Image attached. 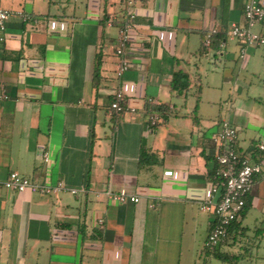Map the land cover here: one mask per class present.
Segmentation results:
<instances>
[{"label": "crops", "instance_id": "obj_1", "mask_svg": "<svg viewBox=\"0 0 264 264\" xmlns=\"http://www.w3.org/2000/svg\"><path fill=\"white\" fill-rule=\"evenodd\" d=\"M243 2L132 0L129 68L118 82L117 29L105 22L123 18V0H0L29 15L11 16L0 41L8 97L0 101V181L16 172L77 190L39 197L0 188V264H264V48L247 47L239 59L227 36L242 22ZM254 31L264 35V19ZM176 70L192 82L186 94L169 90ZM116 89L134 111L109 117ZM147 98L160 109L152 127ZM221 120L260 172L226 240L207 252L213 218L199 206ZM119 191L138 202L106 198Z\"/></svg>", "mask_w": 264, "mask_h": 264}, {"label": "built area", "instance_id": "obj_2", "mask_svg": "<svg viewBox=\"0 0 264 264\" xmlns=\"http://www.w3.org/2000/svg\"><path fill=\"white\" fill-rule=\"evenodd\" d=\"M125 14L123 18L110 17L106 20L107 27L116 26V38L114 56L117 64L114 69V77L119 82L122 75L128 70L129 64L126 54L129 48L128 33L135 26L133 24V14L129 11L132 0H123ZM11 16L19 18L20 22H26L29 15L23 12H11L0 8V41H3L6 23ZM242 22L240 24L231 23L228 27L227 36L239 43L238 58L242 59L247 47L264 48V35L254 31L255 26L264 19V7L261 0H244L241 11ZM215 30L207 32L202 40V46L208 48L210 40L215 34ZM3 86L0 85V101L7 100ZM147 105H156L153 98L145 99ZM134 110L126 108L125 97L120 89H116L108 104L107 115L109 117L132 113ZM158 115L148 112L147 123L150 127L156 125ZM212 144L216 149L214 156L216 167L212 172V183L210 185L209 196L202 201L199 206L201 212L212 215V221L203 243L204 250L214 252L227 238L229 226L238 218L244 206V199L247 195L253 176L260 172L259 163L252 162L246 155L237 151V131L225 120L218 124L217 131L211 135ZM257 149L264 151V144H259ZM47 161V155H43V162ZM0 188L13 193H30L39 197H48L62 191H67L71 195L77 190L68 189L62 183L53 185L36 184L16 172H9L6 179L0 181ZM106 198L117 204H135L138 202L136 196L128 195L124 191L117 193H107ZM98 225L102 222L99 220Z\"/></svg>", "mask_w": 264, "mask_h": 264}, {"label": "trees", "instance_id": "obj_3", "mask_svg": "<svg viewBox=\"0 0 264 264\" xmlns=\"http://www.w3.org/2000/svg\"><path fill=\"white\" fill-rule=\"evenodd\" d=\"M212 43H213V38H211L210 40L209 47L212 45ZM95 73H96V70H95ZM191 84L192 82L190 81V78L187 73L182 72L180 70H176L172 73V76L169 82V90L170 92H173L176 95H183V94H186L187 91L190 89ZM147 110L148 112H154V113L160 111V109H156L155 105H147ZM144 156H147V154H145L144 152H140L139 154L140 161L143 160ZM230 226L228 228V231L230 229ZM228 231H227V234H228ZM215 257L217 256L215 255Z\"/></svg>", "mask_w": 264, "mask_h": 264}, {"label": "rangeland", "instance_id": "obj_4", "mask_svg": "<svg viewBox=\"0 0 264 264\" xmlns=\"http://www.w3.org/2000/svg\"><path fill=\"white\" fill-rule=\"evenodd\" d=\"M204 256V255H203ZM204 257H206V258H209L212 262H215V261H213L212 259H211V257H210V255L207 257V256H204ZM215 263H217V262H215Z\"/></svg>", "mask_w": 264, "mask_h": 264}]
</instances>
